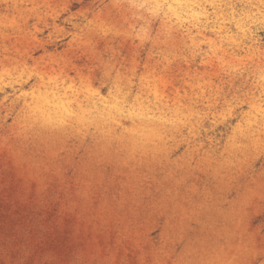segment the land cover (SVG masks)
<instances>
[{
    "label": "rangeland",
    "instance_id": "374dc122",
    "mask_svg": "<svg viewBox=\"0 0 264 264\" xmlns=\"http://www.w3.org/2000/svg\"><path fill=\"white\" fill-rule=\"evenodd\" d=\"M0 264H264V0H0Z\"/></svg>",
    "mask_w": 264,
    "mask_h": 264
}]
</instances>
